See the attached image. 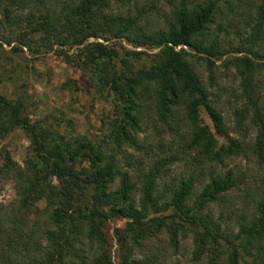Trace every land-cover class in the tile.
<instances>
[{
	"label": "trees",
	"instance_id": "16d2710c",
	"mask_svg": "<svg viewBox=\"0 0 264 264\" xmlns=\"http://www.w3.org/2000/svg\"><path fill=\"white\" fill-rule=\"evenodd\" d=\"M120 2L0 0V45L17 42L15 53L24 48L36 55L55 52L65 63L87 71L90 84L113 108L109 134L98 142L86 136L66 138L32 123L20 100L0 94V142L18 129L31 145L24 167L8 152L3 154L1 172L13 181L16 197L10 219L26 226L27 214L45 202L39 213L43 223L35 220L31 231L35 241L30 236L25 241L22 228L17 230L12 221L10 228L2 227V215L0 237L8 239L7 249H13L17 264L31 247L32 264H116L105 225L118 218L125 226L114 230L117 264H157L135 258L134 250L163 233L174 247L179 236L191 235L197 261L205 257L207 264H264V0L250 3L253 12L243 26L250 32L237 52L245 55L225 62L240 80L231 127L219 97L189 57L204 61L210 70L212 58L223 56L217 35L208 40L211 28L222 8L231 11L234 3L245 0H179L162 28L149 26L151 12L145 7L113 10ZM145 57L149 64H141ZM210 78L212 83L214 76ZM203 111L211 126L203 123ZM153 119L159 126L156 150L139 138L144 123ZM250 131L255 132L252 141L247 139ZM163 134L173 139L165 143ZM128 149L143 153L147 164L131 162ZM235 158L253 159L262 188L255 191L254 208L247 207L229 224L222 214L216 218L212 207L242 185V175L227 169ZM124 162L139 164L136 174L124 170ZM180 162L187 176L175 178L171 169ZM250 194L245 197L254 199Z\"/></svg>",
	"mask_w": 264,
	"mask_h": 264
},
{
	"label": "rangeland",
	"instance_id": "374dc122",
	"mask_svg": "<svg viewBox=\"0 0 264 264\" xmlns=\"http://www.w3.org/2000/svg\"><path fill=\"white\" fill-rule=\"evenodd\" d=\"M121 1L114 4L113 10L123 13L127 12L126 10L133 11L136 5L140 8L145 7L151 12L148 22L152 28L164 27L165 20L170 17L172 7L179 2V0ZM257 1L245 0V3H234L235 7L231 11L226 7L222 8V14L217 16V23L211 28V35L208 40L212 41L214 36L217 35L219 51L223 53V56L212 58L213 65L210 70H208L204 61L189 57L210 92L219 97L225 121L230 127L233 125L232 114L236 106L237 93L239 94L237 90L240 80L235 69L225 66V62L245 55V53L241 55L237 52L242 47L241 42L244 43L250 32L248 29L243 28L247 15L253 12L250 3ZM151 7L154 9L151 10ZM219 25H221V28ZM122 45L127 50H132V47L125 42ZM13 46H18V43L14 42L10 46L0 45V94L11 100H20L24 105L23 115L26 118L32 123L48 128L50 131H57L66 138L86 136L99 142L109 134V124L113 117L111 101L98 94V89L90 84V76L87 71L65 63L63 57L58 56L55 52L36 55L24 48L21 52L15 53L12 51ZM72 51L70 50L69 53ZM144 51L149 54L156 52L153 50ZM188 52L195 54L194 51L188 50ZM149 63L150 59L147 57L141 62V64ZM211 75L214 76L212 83L210 82ZM261 86L264 98V81ZM149 117L155 119L151 111H149ZM201 118L204 124L211 126V121L204 111ZM154 119L144 123L139 137L142 145L151 144L153 148L159 141V134L157 133V127L159 126ZM254 134L253 131L247 133L248 141L253 140ZM231 136L237 138V135L233 133H231ZM162 138H164L165 143L173 139L171 134H163ZM5 151L10 154L16 164L24 167L25 160L31 156V145L26 134L17 129L9 133L0 142V216L2 215V227L8 229L12 226L10 221L16 223L17 230L18 226L22 228L25 241H27L31 231L35 232V220L43 223L44 215H39V213H42L45 209V202L38 203L36 209L27 214L29 215L27 217L29 222L26 226H20V220L14 222L10 219L15 214L12 209L16 207V197L13 181L6 179L1 172ZM128 152L133 155L131 162L135 159L139 160L141 164H147L143 153L132 149H128ZM252 160L235 158L228 163L227 169L233 170L237 175H242L240 177L242 185L240 189L238 188L228 194L226 202H220L212 207V212L216 218L222 214L227 223H234L238 215L244 212L247 207L249 209L254 208L256 202L254 200H258L255 191L257 192L258 188H262V183L258 176L261 173L260 169ZM122 165L124 170H128L134 175L139 164L134 163L129 167L124 162ZM171 170L175 178H178L179 175L187 176L188 169L184 162L176 164ZM113 187H116V184ZM250 188L253 191L251 194ZM245 194L254 196V199L245 197ZM124 226L125 221L118 218L109 220L105 225L111 257L116 264L119 261V250L114 230L124 228ZM30 238L35 241V234ZM7 241L6 236L2 235L0 237V264H15L16 262L11 256L13 249H7ZM192 241L189 234L186 237L179 236L174 247L170 243V237L163 233L159 238L144 242L136 248L134 257L144 261L152 259L157 264H207L205 257L201 261L194 259ZM41 243L45 246L43 240ZM18 246L20 245L15 246L13 244L12 248L16 247L17 250H21V247ZM34 248L31 247V250L18 257L19 264H32V258L35 256ZM25 254L28 257H25ZM76 263L80 264L81 261H76Z\"/></svg>",
	"mask_w": 264,
	"mask_h": 264
}]
</instances>
